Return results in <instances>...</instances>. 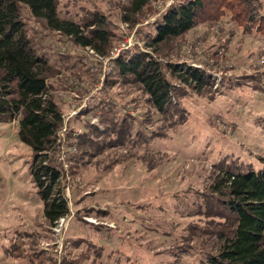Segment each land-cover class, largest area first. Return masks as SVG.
<instances>
[{"label":"rangeland","instance_id":"374dc122","mask_svg":"<svg viewBox=\"0 0 264 264\" xmlns=\"http://www.w3.org/2000/svg\"><path fill=\"white\" fill-rule=\"evenodd\" d=\"M132 1L59 0L63 18H104L114 44L104 57L47 32L24 12L26 29L42 35L35 43L55 66L50 81L64 118L56 158L70 214L59 226L48 224L30 171L34 153L19 140L17 123L0 122V264H26L29 249L43 253L45 264H92L99 248L103 264H202L212 250L205 212L215 166L264 168V36L256 28L264 0L257 22L248 24L253 30L222 8L214 21L164 45L160 56L145 43L177 0H147L135 14ZM138 50L200 70L205 86L173 78L177 111L160 115L136 84L114 71L115 61ZM66 54L80 61L63 68ZM104 100L118 104L109 124L100 123L98 113L84 115ZM87 121L95 128L85 127ZM84 132L92 139L86 136L78 149ZM78 152L81 162L74 159ZM71 240L83 243L75 248Z\"/></svg>","mask_w":264,"mask_h":264},{"label":"trees","instance_id":"16d2710c","mask_svg":"<svg viewBox=\"0 0 264 264\" xmlns=\"http://www.w3.org/2000/svg\"><path fill=\"white\" fill-rule=\"evenodd\" d=\"M146 5L147 0H133L131 10L135 14ZM222 8L225 14L230 13L235 21L243 23L244 28L253 30L248 24L257 22V11L262 4L260 0H177L153 25L146 48L158 56L165 54L161 50L164 45L171 44L205 20L214 21ZM25 11L35 25L61 38L67 37L73 44L95 49L103 57L114 44L99 14L76 22L60 16L59 0H0V122L17 123L19 140L32 149L31 176L44 203V216L53 227L70 214L62 187L64 173L56 158L58 132L64 118L50 81L55 66L50 56L40 52L35 43L42 35L38 37L26 29ZM263 18L261 14V22ZM261 22L256 28L264 36V22ZM70 61L80 60H72L70 54H66L62 67L71 68ZM114 71L126 82L136 84L147 95V103L163 116L177 111L173 78L196 88L206 84L200 70L164 63L139 50L122 55L115 61ZM108 85L106 82L98 95L100 101ZM117 107V101L104 100L88 108L84 115L98 113L100 123L109 124L117 117ZM88 123L84 126L95 128ZM72 133L69 129L68 138ZM84 134L76 138L78 149L86 136L92 139L87 132ZM74 156L75 161L81 162L79 152ZM214 173L205 212L211 218L205 237L212 244V250L205 254L202 264H264V168L245 169L221 162L215 166ZM82 243L75 240L71 245L78 248ZM13 249L15 257L20 255L16 247ZM99 249L101 251L95 252L97 262L92 264H103V249ZM25 254L26 264H45L43 253L29 249ZM49 260V264H57Z\"/></svg>","mask_w":264,"mask_h":264},{"label":"built area","instance_id":"2783aa9c","mask_svg":"<svg viewBox=\"0 0 264 264\" xmlns=\"http://www.w3.org/2000/svg\"><path fill=\"white\" fill-rule=\"evenodd\" d=\"M64 218H62V219H60L57 223H56V225L55 226H59V224H60V222L63 220Z\"/></svg>","mask_w":264,"mask_h":264}]
</instances>
